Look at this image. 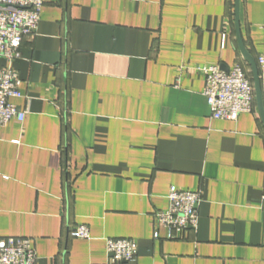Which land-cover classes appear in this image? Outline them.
<instances>
[{"label":"crops","instance_id":"0c3cea01","mask_svg":"<svg viewBox=\"0 0 264 264\" xmlns=\"http://www.w3.org/2000/svg\"><path fill=\"white\" fill-rule=\"evenodd\" d=\"M240 19L258 59L264 0H240ZM21 54L25 120L0 127V240L32 239L39 264H264L257 104L213 119L199 70L251 72L235 0H45ZM172 187L201 193L178 239L156 220ZM119 238L137 242L134 261L111 260Z\"/></svg>","mask_w":264,"mask_h":264},{"label":"built area","instance_id":"2783aa9c","mask_svg":"<svg viewBox=\"0 0 264 264\" xmlns=\"http://www.w3.org/2000/svg\"><path fill=\"white\" fill-rule=\"evenodd\" d=\"M45 0H0V58L8 62L0 67V127L16 119L22 123L26 111L19 108L15 99L25 97L22 79L12 66L21 58L25 38L35 35ZM264 99V55L257 59ZM206 79L204 94L213 119L236 120L242 113L256 109L255 88L252 75L245 66L237 63L224 70L218 65L199 68ZM199 191H185L172 187L168 195V208L156 214L160 226L168 231L169 239H178L187 228L198 225ZM78 238H90L87 225L75 229ZM159 238V231H155ZM107 251L113 262H131L138 254V244L133 239H107ZM0 264H39L33 240L27 237H7L0 240Z\"/></svg>","mask_w":264,"mask_h":264},{"label":"water","instance_id":"95a60500","mask_svg":"<svg viewBox=\"0 0 264 264\" xmlns=\"http://www.w3.org/2000/svg\"><path fill=\"white\" fill-rule=\"evenodd\" d=\"M235 32L238 42L239 50L244 59L249 63L251 68V74L253 78L255 88L256 104L259 112V116L264 125V99L262 92V83L260 77V71L257 63V59L249 52L242 35L241 19H240V0H235ZM227 71L229 69H226Z\"/></svg>","mask_w":264,"mask_h":264},{"label":"trees","instance_id":"16d2710c","mask_svg":"<svg viewBox=\"0 0 264 264\" xmlns=\"http://www.w3.org/2000/svg\"><path fill=\"white\" fill-rule=\"evenodd\" d=\"M249 73H250V75H252L251 72H249Z\"/></svg>","mask_w":264,"mask_h":264}]
</instances>
